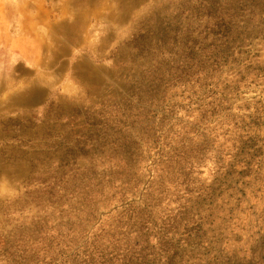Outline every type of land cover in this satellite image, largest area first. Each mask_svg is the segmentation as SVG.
Wrapping results in <instances>:
<instances>
[{
    "label": "rangeland",
    "instance_id": "1",
    "mask_svg": "<svg viewBox=\"0 0 264 264\" xmlns=\"http://www.w3.org/2000/svg\"><path fill=\"white\" fill-rule=\"evenodd\" d=\"M126 2L0 117V264H264V0Z\"/></svg>",
    "mask_w": 264,
    "mask_h": 264
},
{
    "label": "crops",
    "instance_id": "2",
    "mask_svg": "<svg viewBox=\"0 0 264 264\" xmlns=\"http://www.w3.org/2000/svg\"><path fill=\"white\" fill-rule=\"evenodd\" d=\"M119 2L0 0V117L23 115L25 105H39L57 77L80 66L73 64L72 53L96 51L97 41L87 48V37L98 27L103 32L105 21L120 20L126 0L114 17L111 7Z\"/></svg>",
    "mask_w": 264,
    "mask_h": 264
}]
</instances>
